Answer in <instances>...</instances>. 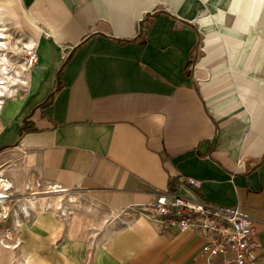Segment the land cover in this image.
<instances>
[{
    "label": "crops",
    "instance_id": "1",
    "mask_svg": "<svg viewBox=\"0 0 264 264\" xmlns=\"http://www.w3.org/2000/svg\"><path fill=\"white\" fill-rule=\"evenodd\" d=\"M18 4L38 61L1 143L84 204L25 219L18 262L208 264L201 238L132 212L172 192L240 206L264 264V0Z\"/></svg>",
    "mask_w": 264,
    "mask_h": 264
},
{
    "label": "rangeland",
    "instance_id": "2",
    "mask_svg": "<svg viewBox=\"0 0 264 264\" xmlns=\"http://www.w3.org/2000/svg\"><path fill=\"white\" fill-rule=\"evenodd\" d=\"M4 1L5 0H0V3H4L6 7L9 6L12 10L10 13H14V15L5 13V8L3 7L2 9L0 6V30H3L5 34V37L0 38V42H6L7 48L5 52L8 54L11 62L17 66L24 64L23 59L26 51H23L21 47L23 46L22 43L29 39V33L26 31L24 25L25 11L21 4H18V0H9L10 2ZM1 52L2 51H0V53ZM29 70L30 69L26 68L27 73H24L23 77L28 78L26 75L29 73ZM25 91V88L18 87L16 96L4 105L3 115L0 118V139L3 136L0 140V172L3 173L2 177L5 179L4 185L0 188L6 190L11 187L9 192L7 191V194H13L4 200L3 205H7L6 210L3 208V205L0 204V264H20L17 257V246L19 244L14 248H5L4 245L15 244L16 241H19V238L15 239V237L18 236V232L16 231L15 233L10 230H21L23 222L25 221L24 218L28 219L32 217L35 211H52L61 216L64 215V217L70 215L71 212H83L80 206L84 204L82 203L81 197H77L78 194L72 195L75 197V201L69 202L70 195H68V193H63L59 198L54 192L57 188L47 191L48 186L51 184L42 181L34 172L26 170L25 167L15 162V158L17 157L13 150L15 147L14 142L10 144L1 143L3 138L9 137L11 134L13 128H11V131L8 133L11 125L14 122L17 123L24 120V118L30 114V106L28 105L30 100L28 101V97H26L28 95H25ZM12 113H14L13 116H11ZM1 121H3V124H1ZM27 128L28 127H25L24 130ZM23 178L26 181L23 180L22 184L24 185L22 188L16 187L15 185ZM0 192L4 193L2 190H0ZM28 196L37 197L38 200H44V202L54 203V206L48 209L41 207L40 202H38L36 208L32 210L29 209V214L26 215V213L21 210V206L25 204L26 200L24 197ZM57 204L62 208H57ZM15 220L18 221V225H16L17 223ZM13 239L16 241L13 242Z\"/></svg>",
    "mask_w": 264,
    "mask_h": 264
},
{
    "label": "built area",
    "instance_id": "3",
    "mask_svg": "<svg viewBox=\"0 0 264 264\" xmlns=\"http://www.w3.org/2000/svg\"><path fill=\"white\" fill-rule=\"evenodd\" d=\"M23 61L28 69L36 65V46L26 50ZM132 212L157 222L163 231L191 232L201 238L208 264H261L258 229L238 205L219 206L204 199L161 192L146 204L132 206ZM10 231H17L15 239L19 238V230ZM18 244L16 241L14 245Z\"/></svg>",
    "mask_w": 264,
    "mask_h": 264
},
{
    "label": "bare ground",
    "instance_id": "4",
    "mask_svg": "<svg viewBox=\"0 0 264 264\" xmlns=\"http://www.w3.org/2000/svg\"><path fill=\"white\" fill-rule=\"evenodd\" d=\"M10 2L9 0H5L4 2ZM20 1V0H19ZM18 1V2H19ZM17 2V1H16ZM0 6L5 8V13L14 15V13H10L12 10L9 8V6H5L4 3H0ZM4 19V18H3ZM1 25V24H0ZM5 37V34L3 33V30H0V38ZM23 46L21 49L26 51L27 49H30L32 47L36 46V43L33 38L29 37V39L25 42L22 43ZM3 48V49H1ZM7 48L6 42H0V118L3 115V110H4V105L8 103L14 96H16V93L18 92V87H23L25 90L29 86V73L26 75L28 78L23 77L24 73L26 72V66L24 64L21 65H15L14 63L11 62L8 54L5 52ZM3 173L0 172V187H2L5 183V179L2 177ZM57 184H51L48 186L47 191H51L52 189H56ZM53 187V188H52ZM11 188V187H10ZM9 189L2 190L4 193L0 192V204H4V200L9 198L12 195L7 194V191L9 192ZM64 190V191H63ZM67 189L66 188H59L54 191L56 195L60 198L63 193H66ZM57 197V198H58ZM25 198V204L21 206V210L28 215L29 209H35L38 202H40L41 207H45L48 209H51L54 206V203L50 202H44V200H38L37 197L33 196H28L24 197ZM3 208L5 210L7 209V205H3ZM57 208H62L60 205L57 204ZM18 225V221L15 220ZM10 236V235H9ZM5 248H10V247H16L14 244H6L4 245Z\"/></svg>",
    "mask_w": 264,
    "mask_h": 264
},
{
    "label": "trees",
    "instance_id": "5",
    "mask_svg": "<svg viewBox=\"0 0 264 264\" xmlns=\"http://www.w3.org/2000/svg\"><path fill=\"white\" fill-rule=\"evenodd\" d=\"M23 129H24L23 127L19 129V133H20V135L22 134Z\"/></svg>",
    "mask_w": 264,
    "mask_h": 264
}]
</instances>
